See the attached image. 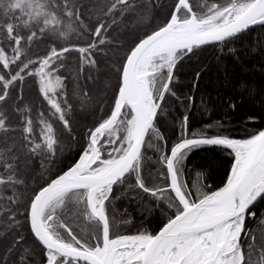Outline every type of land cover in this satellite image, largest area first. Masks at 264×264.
Here are the masks:
<instances>
[{
    "label": "snow or ice",
    "instance_id": "1",
    "mask_svg": "<svg viewBox=\"0 0 264 264\" xmlns=\"http://www.w3.org/2000/svg\"><path fill=\"white\" fill-rule=\"evenodd\" d=\"M82 7L79 0H0V264H35L32 249L23 247L21 218L42 250V264H264V244L258 248L249 227L258 219L264 237V216L256 210L264 204V129L244 138L213 132L211 124L190 131L185 115L169 146L157 126L167 97L179 99L173 90L178 66L209 46L233 53L231 42L264 27V0H172L164 20L137 35L108 66L116 76L110 104L85 129L78 160L21 203V164L39 160L43 166L61 150L64 134L76 139L74 101L83 107L90 97L69 82L93 79L118 18L143 5L108 0L94 26L85 22ZM70 34L79 42L71 43ZM29 79L35 100L25 92ZM204 146L232 157L223 185L210 191L185 177L192 152ZM149 149L158 153L162 183H146L142 174ZM126 183L168 200L172 214L157 232L118 231L111 206L115 188Z\"/></svg>",
    "mask_w": 264,
    "mask_h": 264
},
{
    "label": "trees",
    "instance_id": "2",
    "mask_svg": "<svg viewBox=\"0 0 264 264\" xmlns=\"http://www.w3.org/2000/svg\"><path fill=\"white\" fill-rule=\"evenodd\" d=\"M209 3H223L224 0H208ZM85 22L94 26L100 16V8L108 0H79ZM139 7L135 15L128 14L118 18L110 31L112 43L105 50L107 56L101 58L99 71L91 73L93 79L83 78L77 85L70 81V89L83 88L88 92L90 102L82 107L79 101L73 122L72 139L67 134L62 136V147L51 160H45L43 166L39 160L29 161L27 166L21 164L22 178L25 184L19 186L18 195L24 203L32 194V189L43 184L50 176L67 170L79 158L85 140L87 127H91L107 111L112 95V86L116 83L115 73H109L108 66L122 58L127 47L137 35H142L151 27L159 25L167 15L172 0H154L150 6L148 0H137ZM141 16V13H145ZM91 15V20L88 17ZM71 43H77L76 34H70ZM228 48L235 51L229 53L226 49L221 52L216 47H206L197 50L196 55L185 59L176 70L173 90L176 97H167L164 112L158 117V128L168 140L169 146L176 142L180 129V121L188 116L190 131L199 132L205 126H214L213 132L244 138L252 132L264 128V27L255 26L248 32L231 42ZM41 53L44 45L38 49ZM77 53H70L67 63L75 65ZM199 73V75H197ZM106 74V75H105ZM28 99H36L35 83L29 79L25 85ZM189 97L192 100H189ZM251 118V119H250ZM220 124L222 128L215 125ZM154 142H158L154 138ZM149 159L145 160L142 174L146 183H162L157 179L161 166L156 163L158 153L151 149L146 151ZM232 157L229 151L221 147L204 146L194 150L186 165L185 177L190 185L197 183L205 186L204 190H215L221 187L227 178ZM202 174L197 177V174ZM134 183V177L129 178ZM112 210L115 213L118 231L134 234L140 231L155 233L172 214L168 200L153 198L139 190H130L128 184L115 188ZM259 216H264V204H257ZM257 221H249V227L257 232V246L264 244V237L259 235L255 227ZM20 231L27 239L23 247L32 249V259L35 264H42V250L33 240L27 229V223L21 218ZM11 239V237H9Z\"/></svg>",
    "mask_w": 264,
    "mask_h": 264
},
{
    "label": "water",
    "instance_id": "3",
    "mask_svg": "<svg viewBox=\"0 0 264 264\" xmlns=\"http://www.w3.org/2000/svg\"><path fill=\"white\" fill-rule=\"evenodd\" d=\"M264 129V128H263Z\"/></svg>",
    "mask_w": 264,
    "mask_h": 264
}]
</instances>
